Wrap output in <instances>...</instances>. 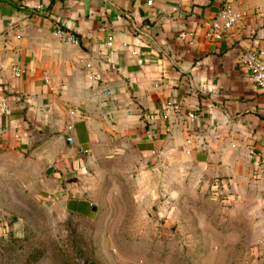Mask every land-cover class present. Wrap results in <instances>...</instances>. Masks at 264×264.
I'll use <instances>...</instances> for the list:
<instances>
[{"label":"crops","instance_id":"obj_1","mask_svg":"<svg viewBox=\"0 0 264 264\" xmlns=\"http://www.w3.org/2000/svg\"><path fill=\"white\" fill-rule=\"evenodd\" d=\"M227 5L247 17L206 39ZM186 31L195 44L179 39ZM250 52H264V0H0V160L25 161L45 199H66L80 215L92 203L70 197L80 191L67 181L113 143L173 182L192 164L204 188L264 205V93L244 66ZM172 100L182 114L167 119Z\"/></svg>","mask_w":264,"mask_h":264},{"label":"rangeland","instance_id":"obj_2","mask_svg":"<svg viewBox=\"0 0 264 264\" xmlns=\"http://www.w3.org/2000/svg\"><path fill=\"white\" fill-rule=\"evenodd\" d=\"M95 162L67 181L92 203L80 215L45 199L25 161L0 160V264H264V205L251 194L242 204L204 188L192 164L173 182L129 145Z\"/></svg>","mask_w":264,"mask_h":264},{"label":"built area","instance_id":"obj_3","mask_svg":"<svg viewBox=\"0 0 264 264\" xmlns=\"http://www.w3.org/2000/svg\"><path fill=\"white\" fill-rule=\"evenodd\" d=\"M247 15L248 13L245 10L236 11L231 5L225 6L220 14V18L213 21L206 32V39L210 41L222 40L235 28L237 24L245 19ZM56 34L66 44L79 45V39L72 33L58 28L56 30ZM179 39L193 45L196 42L197 35L193 31H186L180 34ZM113 41L114 38L110 36L107 44L110 49L113 48ZM132 54L134 56H138V52L136 51H133ZM139 62L142 63L141 60ZM80 64L84 65L86 70H91L93 67L92 63L86 61L85 59H80ZM244 66L247 69L253 84L256 85L262 93H264V52H250L246 54ZM15 72L17 77L21 76V72L19 70H16ZM89 79L95 82L100 80L99 77L92 72H89ZM163 114L167 119L172 116L179 117L182 114V106L176 100L169 101L163 106ZM188 117L190 119L196 118V116L192 113L189 114ZM188 143L191 144L192 141L188 140Z\"/></svg>","mask_w":264,"mask_h":264},{"label":"water","instance_id":"obj_4","mask_svg":"<svg viewBox=\"0 0 264 264\" xmlns=\"http://www.w3.org/2000/svg\"><path fill=\"white\" fill-rule=\"evenodd\" d=\"M68 142H69V144H72V140H71V139H69ZM92 210H93V211H96V207H93Z\"/></svg>","mask_w":264,"mask_h":264}]
</instances>
